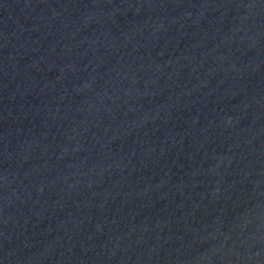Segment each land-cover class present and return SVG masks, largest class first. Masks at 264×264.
Returning a JSON list of instances; mask_svg holds the SVG:
<instances>
[{"label": "water", "instance_id": "obj_1", "mask_svg": "<svg viewBox=\"0 0 264 264\" xmlns=\"http://www.w3.org/2000/svg\"><path fill=\"white\" fill-rule=\"evenodd\" d=\"M0 264H264V0H0Z\"/></svg>", "mask_w": 264, "mask_h": 264}]
</instances>
